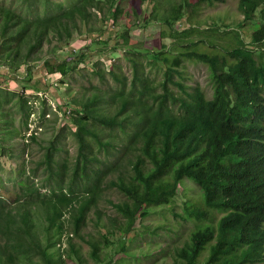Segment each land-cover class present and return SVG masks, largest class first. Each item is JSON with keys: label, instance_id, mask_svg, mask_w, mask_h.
Here are the masks:
<instances>
[{"label": "trees", "instance_id": "16d2710c", "mask_svg": "<svg viewBox=\"0 0 264 264\" xmlns=\"http://www.w3.org/2000/svg\"><path fill=\"white\" fill-rule=\"evenodd\" d=\"M16 2L20 3L15 6ZM224 3L226 0L0 3V69L16 74L24 67L30 81L34 65L43 61L47 74L58 75L65 85L84 64L85 56L82 53L75 59L71 54L53 61L44 58V48L49 46L56 55L76 37L104 33L112 21L122 30L118 47L124 48L134 74L129 83L114 66L107 73L96 64L93 73L102 81L110 74L119 88L115 92L97 89L89 97L74 100L71 107L67 105L62 117L75 128L77 156L74 162L59 161V138L44 148L38 165L44 166L46 184H37L31 176L36 170L29 173L24 162L11 170L15 178L9 180L17 189L11 202L0 195V264H64L59 248L68 224L72 231V236L68 235L69 256L78 264H88L82 248L74 243L76 236L90 247L92 260L102 264V248L112 246L107 235L120 232L127 240L151 209L175 207L185 179L202 188L206 209L192 205L181 214L198 225L175 249L174 264L264 261V0L240 1L244 20L241 29H227L226 46L214 43L220 39L215 35L218 26L210 29L206 38L193 40L200 30L194 28L192 16L204 5ZM125 14L128 21L121 23ZM258 19L262 23L248 43L243 25ZM184 20L194 26L177 30ZM151 23L164 26L162 38L172 39L152 54L131 42L135 27ZM200 45L216 50L200 52ZM185 61L209 67L214 86L211 99L201 87L183 84ZM149 65L162 75L158 84L146 74ZM172 86L182 93H175ZM23 89L22 93L0 89V159L9 162L22 159L26 153L23 145H30L26 138L12 143L19 134L4 110L12 104L28 119L31 107L27 87ZM111 107L116 111L111 112ZM29 140L37 142L35 136ZM125 163L129 167L121 169ZM2 170L0 161V189L6 188ZM116 172L118 175L109 179ZM107 187L125 197L122 203L112 205L125 221L112 218L111 231H105L100 223L99 201ZM94 209V222L103 231V241L82 233ZM217 212L222 216L218 218ZM123 251L137 256L126 247Z\"/></svg>", "mask_w": 264, "mask_h": 264}, {"label": "rangeland", "instance_id": "374dc122", "mask_svg": "<svg viewBox=\"0 0 264 264\" xmlns=\"http://www.w3.org/2000/svg\"><path fill=\"white\" fill-rule=\"evenodd\" d=\"M15 1L0 0V3L13 5ZM240 1L226 0L224 4L214 6L204 5L198 14L192 16L193 23L196 26L184 20L176 26V29L183 30V28L194 26V28L200 30L193 37V40L198 41L206 38V36L212 33L210 29L218 26L219 30H216L218 32L215 35L219 36L220 39L214 40V43L226 46L229 43V40L225 38L227 29H241L239 25L244 20V15L240 12L239 8ZM19 3L16 2L15 6ZM138 6H140L139 3ZM129 10L130 7L127 6L126 11L128 12ZM127 21L128 17L125 14L121 19V23H126ZM261 23L262 20L258 19L255 22L243 25L242 32L246 42H251L252 33ZM105 28L106 30L102 34L99 32L93 36L87 34L76 37L69 47H63L56 55H53L49 46L44 48V58L53 61H56L57 57L60 59L67 58L71 54L75 59L82 53L85 56L84 64L79 67L77 73L72 74L65 81V85L61 84V78L58 75L54 77L47 74L48 72L44 68L43 61L34 65V75L30 81L26 78L24 67L18 70L16 74L9 72L7 69H0V89L11 93H22L23 88L27 87L26 99L29 101V107H31L28 110V119L16 112L12 104L7 105L4 109L9 112L13 120V126L19 134V137L12 143H22V140L26 138L27 144H30L29 148L23 145L24 152L26 151V153H22L23 158L17 162L0 159L3 168L1 176L6 186V188L0 189V195L6 200L11 202L15 199L13 190L17 188H15L13 182H10L9 178H15L11 170L17 168L23 162L27 170L30 171L29 173L32 170H36L35 175L31 173V176L36 180L37 184H46L44 166H39L38 163L43 160L44 148L48 147L55 139L59 138L58 146L62 149V152L58 154L59 161L67 160L68 162H74L78 152V145L73 137L75 128L67 119H64V116L62 117L67 105L71 107L74 100L89 97L97 89L103 92L104 90L105 92H115L119 88V85L110 74H107L112 69V66L116 68L115 71L120 76L127 78L129 83L132 81L134 75L133 68L123 54L124 48L118 47L119 34L122 32L120 26H115L110 21ZM164 29H166L164 26L156 23H151L149 26H145L144 24L137 26L131 31V42L133 45L141 47L145 52L155 53L160 51L164 44L169 45L172 42V39L162 38L161 32ZM229 38H232L231 35ZM213 49L207 45H200L198 47L200 52H214L216 49ZM96 64L99 67H104L107 72V77L104 81L100 80L93 73ZM148 67L146 68L147 76L151 77L155 84H158L162 80V75L152 65ZM181 71L184 85L191 88L201 87L208 98L211 99L213 97L214 86L210 69L206 64L198 61H185L184 68L182 67ZM6 74L11 76H7ZM171 88L175 93H182L175 86ZM111 108V112L116 111L115 107ZM33 136L37 138L36 143L29 140ZM37 167L38 169H36ZM125 167H129V165L125 163L121 169ZM117 175L118 172L111 174L109 179ZM104 185L107 186V182ZM179 192L180 194L175 201V207L173 205H164L151 209L149 217L138 221L136 229L127 240L121 237L120 232L107 235L112 246L111 248H102V264H114V262L115 264H174L175 249L181 247L189 239L190 234L198 225V222L194 220H185L181 214L185 212L186 207L192 205L206 209L202 203L203 190L195 181L185 179L184 184L179 188ZM124 200L125 197L117 189L107 187L104 190L103 197L99 201V211L102 213L100 223L105 226V231L113 229L110 224L112 218H117L121 222L125 221L112 206L113 204L122 203ZM220 216H222V212H217V217L219 218ZM67 217L69 218V215ZM89 217L92 220L87 222V226L84 227L82 233L86 237L88 236L87 238L93 235L103 241V231L94 222L96 218L95 209L89 214ZM67 226L68 228L65 229L61 240L60 253L63 254L64 264H78L75 258L73 259L69 256L68 235L72 231L70 225L68 224ZM74 243L78 248H82V253L88 264H99L92 260L90 256L91 249L86 242L74 236ZM123 247H126L130 254H136L137 256L131 257L130 255H126ZM150 254L153 255L150 256ZM256 264H264V261Z\"/></svg>", "mask_w": 264, "mask_h": 264}]
</instances>
